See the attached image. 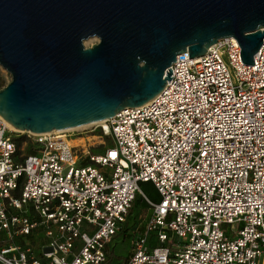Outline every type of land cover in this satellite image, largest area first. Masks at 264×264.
Here are the masks:
<instances>
[{
    "label": "built area",
    "instance_id": "1",
    "mask_svg": "<svg viewBox=\"0 0 264 264\" xmlns=\"http://www.w3.org/2000/svg\"><path fill=\"white\" fill-rule=\"evenodd\" d=\"M239 51L185 49L150 100L101 123L32 132L0 115V264H264V43L253 64ZM136 197L150 213L114 260ZM38 224L44 243L14 240Z\"/></svg>",
    "mask_w": 264,
    "mask_h": 264
},
{
    "label": "water",
    "instance_id": "2",
    "mask_svg": "<svg viewBox=\"0 0 264 264\" xmlns=\"http://www.w3.org/2000/svg\"><path fill=\"white\" fill-rule=\"evenodd\" d=\"M224 37L253 64L264 0H0V115L32 132L102 121L150 100L176 54Z\"/></svg>",
    "mask_w": 264,
    "mask_h": 264
},
{
    "label": "rangeland",
    "instance_id": "3",
    "mask_svg": "<svg viewBox=\"0 0 264 264\" xmlns=\"http://www.w3.org/2000/svg\"><path fill=\"white\" fill-rule=\"evenodd\" d=\"M97 39L93 36H90L86 39L83 40V43L86 45H91L92 43H96ZM0 75L2 76L4 83L1 85H5L9 80V73L6 70V68H4L1 64H0ZM0 86V88H1ZM97 134V133H95ZM26 135H23L19 142L18 145H20L24 151L26 152H30L34 150V147L31 143V140L29 139H25ZM105 143H108L109 145H112V138L111 136H107L105 138ZM102 148H94V152H97L99 150H101ZM139 187L148 195L150 196H155L154 193L151 191L150 189V185L146 184V183H139ZM139 199V197H138ZM133 214H132V222L130 219H127V222L125 224V226L123 227V231L116 234L112 240L110 241V246H111V257L114 260H120L122 261L124 259V257L126 256V254L129 252V239L130 237H132V235L134 233L131 234V232L133 231V229L135 228H139L143 227L144 222L147 218V216L149 215L150 211H148V209L146 208L145 205L141 204L140 202H137V206L133 207L132 210ZM131 222V223H129ZM37 228H35L33 230L32 233L27 234L25 236L22 237H18L15 238V241L18 242H27V243H31L34 246H38V244L44 243L47 239V236L44 233V228L41 226V224H38V226H36ZM127 227V228H126ZM138 233V232H137ZM66 259L70 260L72 258V254L69 253L65 256Z\"/></svg>",
    "mask_w": 264,
    "mask_h": 264
},
{
    "label": "trees",
    "instance_id": "4",
    "mask_svg": "<svg viewBox=\"0 0 264 264\" xmlns=\"http://www.w3.org/2000/svg\"><path fill=\"white\" fill-rule=\"evenodd\" d=\"M3 83H4V80H3L2 76L0 75V86H1ZM146 184H148V183H146ZM137 202H140V200L138 199V197H136V198L134 199V201L132 202L131 208H130V210L128 211L129 214H128L127 218H126V222H127V219H130L131 222H132V219H131V218H132L131 216H132V214H133L132 210H133V207L137 206ZM140 203H141V202H140ZM141 204H142V203H141ZM131 222H129V223H131ZM125 224H126V223H125ZM126 228H127V227H126ZM142 229H143V228L140 227V226H139V228H137L138 231H140V230H142ZM107 253H108V256H111V248L108 249ZM129 254H130V252H128V253L126 254V256L124 257V259L127 258V257L129 256Z\"/></svg>",
    "mask_w": 264,
    "mask_h": 264
},
{
    "label": "bare ground",
    "instance_id": "5",
    "mask_svg": "<svg viewBox=\"0 0 264 264\" xmlns=\"http://www.w3.org/2000/svg\"><path fill=\"white\" fill-rule=\"evenodd\" d=\"M231 38V37H230ZM233 38V37H232ZM234 39V38H233ZM235 40V39H234ZM236 42V41H235ZM102 121H98V122H96V121H93V123H101ZM9 123V122H8ZM89 123H91V122H89ZM84 124H87V123H84ZM84 124L83 125H79V126H84ZM9 125L11 126V127H13V128H15L12 124H10L9 123ZM76 127H78V126H68V128H76ZM68 128H64V129H68ZM15 129H17V128H15Z\"/></svg>",
    "mask_w": 264,
    "mask_h": 264
}]
</instances>
